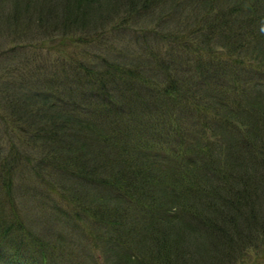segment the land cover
Returning a JSON list of instances; mask_svg holds the SVG:
<instances>
[{"label":"trees","instance_id":"1","mask_svg":"<svg viewBox=\"0 0 264 264\" xmlns=\"http://www.w3.org/2000/svg\"><path fill=\"white\" fill-rule=\"evenodd\" d=\"M187 3L199 8L186 19L193 22L166 38L172 52L203 43L195 45L201 81L182 74L184 65L171 68L165 60L174 57L156 50L149 66L109 61L99 52L101 65L91 61L79 68L88 82L82 97L98 94L102 114L90 110L92 116L81 117V105H62L51 90L9 101L14 119L3 120L8 152L0 147V264L59 261L52 263L46 235L34 238L14 206L15 177L24 162L51 191L62 190L54 180L73 185L64 175L110 189L97 201L84 193L91 228L101 222L137 236L114 249L118 259L112 264H237L264 246V0H0V23L11 32L34 30L43 39L99 45L109 32L114 37L117 15L152 20L155 9L183 12ZM191 29L196 38L189 39ZM215 48L241 55L251 62L248 69L234 60V71ZM225 75L226 85H215ZM137 100L141 110L128 113ZM112 113L124 115L117 127L106 124ZM72 202L79 203L76 197ZM8 250L9 261L2 256ZM23 250L29 255L21 256Z\"/></svg>","mask_w":264,"mask_h":264},{"label":"rangeland","instance_id":"2","mask_svg":"<svg viewBox=\"0 0 264 264\" xmlns=\"http://www.w3.org/2000/svg\"><path fill=\"white\" fill-rule=\"evenodd\" d=\"M184 9L183 12H180V9L176 10V8H173V12H178L174 14H172V11L169 14L165 11L167 16L161 9H155V18L152 20L135 19L136 21H131L129 20V15L126 16L124 14L119 18V15H117L116 20L112 23L118 27L115 31L116 33H114V37L110 34L112 31L109 32L99 45L95 44L97 42H94V40L87 43H73L69 41L68 37L61 39L62 37L52 36L43 39L38 36L41 33H37L34 30L30 32H11L9 27L1 22L0 45L5 52H0V147H2L4 154L8 152L9 147L7 143L10 140L8 141L4 137L3 131H5V128L3 120H5V117L8 119V122L10 119H14L13 116L9 117L11 112L9 111L10 105L8 103L13 98L20 99L22 94L25 95L24 93L34 90H51L52 95L55 93L54 95L60 99L58 101H61L62 105L65 102H69L66 106L81 105V109L77 111L81 117H85V114L86 116H92L90 115V110L95 114L103 113L100 110L101 106L96 107L99 105L97 102H101L102 105L98 94L92 98L89 97L90 95L82 97L84 88H88V82L84 70L79 68V63H89L91 61L101 65L103 61L100 57L103 54L107 56L109 61L117 60L118 63H126L127 66L129 64H137L138 66L139 63H145V66H149L152 50H156L164 58L165 55L168 58L174 57V61L165 60L171 68L173 65L171 63L174 62L177 65H184V67L179 68L183 72L182 74L193 76L197 81H201L199 80L201 78L200 74H197L195 71L197 63L195 59L198 52L195 45H200L201 47L203 43L199 40L194 41L195 44L191 48H187L186 50H179V48L172 52L170 49L173 42H170L171 40L166 38L168 31L181 30L183 32L184 29L181 28L185 24V21L187 23L193 22L186 20L187 17H191L199 10L198 6L189 5V3L185 5ZM180 16L185 17V20L181 19ZM135 18L138 17L136 16ZM194 31L196 32L195 29H191L189 39L196 38L197 35ZM111 44L113 47H111ZM214 51L221 53L224 58L229 59L233 65V69L238 65V62L244 68L249 67L251 63L242 58L241 55L239 58L229 55L223 48H215ZM99 52L100 57L96 55ZM204 54H206L204 55L205 57H208L209 52ZM214 55L213 53L212 56L214 57ZM234 60H238V62L235 63ZM94 62L91 63L94 64ZM239 71L243 72V69L241 68ZM208 72L204 68V74ZM224 79L215 80V85H226V75ZM236 81L239 82V80ZM213 92L215 93V90ZM217 95H219L218 92ZM229 96L231 98L232 94H229ZM150 101L152 102V98H150ZM61 103L58 104L61 105ZM140 103L139 100L135 101L132 104L133 106L130 109L128 108V113L136 114L134 113L135 111L141 110L139 109ZM215 109L217 108L215 107ZM111 116L115 117V120ZM123 116V114L121 116L118 115V117L122 118ZM118 117L114 113L110 114L107 120L108 123L106 122V124L108 126H119L120 120ZM223 126L226 127L224 124ZM207 134L212 138V133L208 131ZM216 137L222 138L219 134H216ZM124 139L127 141L126 137L122 136V140ZM222 141L223 139L221 141L215 140L218 145H221ZM26 164L24 162L22 166H19L20 170L16 173L13 189L14 206L19 211L20 216L25 219L27 226H31L35 231L33 233L35 235L34 238L37 235H46L44 242L48 247V255L52 263L59 260L57 264H112L118 259V254L115 250L126 247L125 244L129 245L135 242L137 236L131 235L129 230L130 235L124 233V229L120 226L109 229L108 224L105 225L101 222H97L94 228V225L92 228L89 226L90 223H88L89 218L86 209L89 206L87 203L89 199L84 192L93 195L97 201L100 195H108L110 189L102 188L98 184H86L81 179L74 180V177L64 175L67 181L69 177L73 180V185H64L63 182L54 180L58 182L59 188L63 191L59 189L57 192L51 191L45 183L36 178V172L33 170V167ZM64 186L68 189L65 190ZM77 190H82L83 192ZM72 193L74 194L71 195ZM75 197L79 201L76 205L72 202V199ZM75 206L79 209L77 215H74ZM70 209H73V213ZM130 217H133V214ZM139 224L140 222L135 225L137 229L140 228L138 227ZM110 234H113V237H110L112 240L107 242L106 237ZM116 237H118V242ZM263 249L264 246L259 243L257 249H251L248 256L239 260L237 264H256L257 262L258 264H264ZM22 252L26 254L21 256L29 255L27 250H23ZM12 254L13 251L8 250L6 254L2 253V256L6 255L5 259L10 260V258H13Z\"/></svg>","mask_w":264,"mask_h":264}]
</instances>
